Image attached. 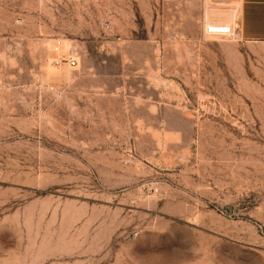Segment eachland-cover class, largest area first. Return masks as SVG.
Instances as JSON below:
<instances>
[{
    "label": "rangeland",
    "instance_id": "obj_1",
    "mask_svg": "<svg viewBox=\"0 0 264 264\" xmlns=\"http://www.w3.org/2000/svg\"><path fill=\"white\" fill-rule=\"evenodd\" d=\"M238 5L0 0V264H264V41L203 34Z\"/></svg>",
    "mask_w": 264,
    "mask_h": 264
},
{
    "label": "crops",
    "instance_id": "obj_2",
    "mask_svg": "<svg viewBox=\"0 0 264 264\" xmlns=\"http://www.w3.org/2000/svg\"><path fill=\"white\" fill-rule=\"evenodd\" d=\"M236 32L244 38L264 41V0H238ZM231 20H222V22Z\"/></svg>",
    "mask_w": 264,
    "mask_h": 264
},
{
    "label": "built area",
    "instance_id": "obj_3",
    "mask_svg": "<svg viewBox=\"0 0 264 264\" xmlns=\"http://www.w3.org/2000/svg\"><path fill=\"white\" fill-rule=\"evenodd\" d=\"M238 7L235 8L233 16H232V25H228L226 23H218L212 22L210 24H206L203 29L204 35H223V36H234L236 32V17H237ZM71 65L75 64L74 60L69 61Z\"/></svg>",
    "mask_w": 264,
    "mask_h": 264
},
{
    "label": "bare ground",
    "instance_id": "obj_4",
    "mask_svg": "<svg viewBox=\"0 0 264 264\" xmlns=\"http://www.w3.org/2000/svg\"><path fill=\"white\" fill-rule=\"evenodd\" d=\"M232 17V16H231ZM222 22V21H221ZM222 23H226V24H228V25H232V19H231V21H225V22H222ZM57 48V47H56Z\"/></svg>",
    "mask_w": 264,
    "mask_h": 264
}]
</instances>
